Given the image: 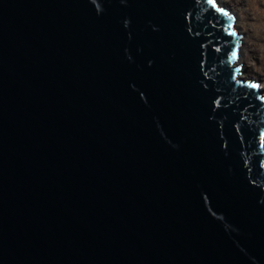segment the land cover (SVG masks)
<instances>
[{
	"label": "water",
	"instance_id": "95a60500",
	"mask_svg": "<svg viewBox=\"0 0 264 264\" xmlns=\"http://www.w3.org/2000/svg\"><path fill=\"white\" fill-rule=\"evenodd\" d=\"M233 20L0 0V264H264V91Z\"/></svg>",
	"mask_w": 264,
	"mask_h": 264
},
{
	"label": "rangeland",
	"instance_id": "374dc122",
	"mask_svg": "<svg viewBox=\"0 0 264 264\" xmlns=\"http://www.w3.org/2000/svg\"><path fill=\"white\" fill-rule=\"evenodd\" d=\"M217 2L230 11L233 8L239 14L240 24L244 27L245 33H248L247 52L244 55L245 73L249 76L248 78L258 81L264 91V57H262L264 22L259 20L261 17L258 13V9L264 11V0H260V2L259 0H223V2Z\"/></svg>",
	"mask_w": 264,
	"mask_h": 264
},
{
	"label": "bare ground",
	"instance_id": "6f19581e",
	"mask_svg": "<svg viewBox=\"0 0 264 264\" xmlns=\"http://www.w3.org/2000/svg\"><path fill=\"white\" fill-rule=\"evenodd\" d=\"M217 1L223 2V0H217ZM259 2H260V0H259ZM260 10L261 9H258V13H259V15L261 17V18H259V20L261 19L264 22V18H263L264 11L263 10L260 11ZM229 13L232 14V16L234 18V20H233L234 28L237 30L238 34L240 35V37H239V40H240V45L239 46L240 47L238 48V50H239L238 58H237L236 62H234L233 65H241V67L239 69V71H240L239 76L244 78V79H247L249 76L245 73L246 69H245V64H244L245 63L244 55L247 52L246 45H247L248 33L247 34L245 33L244 27L240 24L239 14L236 12V10H234L232 8L231 11L229 10ZM262 57H264V44H263V49H262Z\"/></svg>",
	"mask_w": 264,
	"mask_h": 264
},
{
	"label": "snow or ice",
	"instance_id": "6c2138e0",
	"mask_svg": "<svg viewBox=\"0 0 264 264\" xmlns=\"http://www.w3.org/2000/svg\"><path fill=\"white\" fill-rule=\"evenodd\" d=\"M236 58V53L234 52L233 53V59H235ZM256 85H253V87H255Z\"/></svg>",
	"mask_w": 264,
	"mask_h": 264
}]
</instances>
